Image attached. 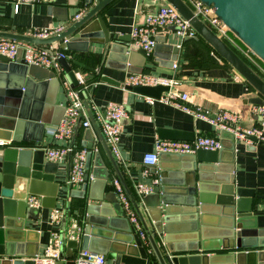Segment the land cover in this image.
Wrapping results in <instances>:
<instances>
[{
    "label": "water",
    "instance_id": "1",
    "mask_svg": "<svg viewBox=\"0 0 264 264\" xmlns=\"http://www.w3.org/2000/svg\"><path fill=\"white\" fill-rule=\"evenodd\" d=\"M111 1L97 0L81 17L54 36L35 38L25 34L0 31V38L40 46L61 42L58 47L61 51H87L90 43H100L108 45L109 57L114 56L118 59L121 64L119 70L127 69L129 73H143L145 62L152 61L159 67L155 69L156 72L172 75L173 65L177 60V47L172 45L163 47L164 42L158 39L150 55L142 49L131 46L127 35L109 32L98 13ZM165 1L175 7L188 21L196 36L204 39L220 58L256 90L259 95L249 102L264 104V79L199 19L184 0ZM200 1L210 6L228 29L264 62V0ZM82 2L90 5L92 0H82ZM162 48L170 52L167 61L162 60L165 57L157 53ZM22 56V48L18 49L14 60L0 54V140L11 142L7 146L0 145V264H35L33 257L38 255V243L34 242L24 247L23 242L17 239L19 236H16V231L23 233V230L29 229L22 221L25 218L34 219L31 217L33 208L26 206L28 195L40 197L41 206L45 208H54L58 196V183L53 182L57 163L45 161L42 149L48 145L45 140L48 126L58 124L64 112V107L55 106L53 94L60 85L62 86L63 80L70 87H78L79 79L76 72L82 75L86 70L97 74L96 69L81 61L66 59L63 56L57 57L62 70L58 72L52 69L53 71L46 73V69H38L44 67L23 63ZM72 65L77 67L76 72ZM100 80L120 84L104 74L100 75ZM124 87L157 99L162 92L170 89L168 85ZM79 96L84 100L82 90L79 91ZM84 104L88 108L85 101ZM52 110L57 113L59 111V114L51 116ZM158 133L163 139L193 140V132L189 131L160 128ZM98 135L106 146L101 132L98 131ZM227 136L230 145L225 141ZM86 139L87 143L84 147L88 151L85 169L88 170L87 162L93 142L90 138ZM234 139L232 132L223 129L221 146L216 150L198 149L194 154L164 152L158 155L159 160L168 159L170 167H163V164L159 166L158 191L144 194L141 198L152 225L151 230L144 229L152 248L147 264H264V249L260 248L261 244L245 245L241 242V238H251L258 233L257 229L246 222L249 218L260 214L253 209V198L259 195H255L254 189L236 187L232 176L226 180H221L218 176L209 180L203 177L204 164L233 163ZM249 139L257 142L253 137ZM31 143H38L41 148L33 149V145H29ZM96 155L98 163L101 164L99 153L95 152ZM111 160L114 168L117 169L112 157ZM97 169H94L91 176L88 172L84 174L80 190L71 188L67 190L70 197L85 200L77 210L78 213L74 215L80 235L78 240H67L65 249L60 250L61 255L68 258V261H56L55 264H74L72 257L79 249L105 256L109 252H114L117 254L115 264H119L123 252L115 249L112 243L136 245L127 218L116 212L113 201H108L103 196L91 195L97 178L95 175ZM100 169L104 171V175L100 178L106 182L108 173L104 167ZM87 200H96L99 203L94 204ZM207 204L216 206V211L212 213L223 214L232 224L234 245L222 244V248L208 249L198 241L202 238L201 233L198 232V225L204 226L203 220L209 213ZM121 218L125 219L127 227L118 228L114 225ZM63 222L62 220L61 228H64ZM187 233L189 235H185ZM185 238L190 239L188 246L183 244ZM174 242H181L177 243L181 246L170 245ZM221 249L225 252L214 254L208 252Z\"/></svg>",
    "mask_w": 264,
    "mask_h": 264
},
{
    "label": "crops",
    "instance_id": "2",
    "mask_svg": "<svg viewBox=\"0 0 264 264\" xmlns=\"http://www.w3.org/2000/svg\"><path fill=\"white\" fill-rule=\"evenodd\" d=\"M53 1L45 0L41 3L20 4L17 12H15V0H0V31L25 34L29 29L35 27H62L66 29L78 19L76 18L77 15L81 17L97 0H92L90 5L84 4L82 0ZM184 1L187 4L190 3V0ZM165 3H167L165 0H112L101 9L98 15L101 16L109 32L127 35L130 39L129 43H131L130 32L133 24L146 13L154 12ZM96 24L99 28L98 23ZM229 36L241 49H247L234 34L229 33ZM155 39H161L165 44L163 47H166V45L177 47L176 68L173 69L172 75H167L155 71L156 68H159L157 63L146 61L143 73L172 78L175 83L170 86L169 92L175 96L174 100L178 101L180 105L174 102H162L157 100V98H154L153 103H149L147 101L148 96L141 95L122 86L121 84H123L129 72L127 69H118L121 64L114 56H108V45L90 43L87 51H60L58 47L61 42H54L48 45L51 51L63 52L66 59H76L97 70V74L84 70L81 75L76 72L77 67L72 65L79 79V87L84 93L83 102L85 101L88 105L86 112L89 114V118L90 116L92 117L90 118L91 127L77 125L71 139L68 141L54 139L50 134L46 133L45 140L48 145L42 147V149L45 150L47 147L65 146L67 144L80 149L85 148L86 138L92 140L93 147L87 162L88 170L85 169V173L88 172L89 176H91L94 169L104 167L108 173V178L106 182L100 178L104 175V171L100 168L97 169L95 171L97 178L93 184L91 195L94 197L103 196L106 200L113 201L112 204L116 212L127 218L136 240L135 246L125 243H112L115 249L123 252L120 255L119 264H147L148 255L152 251L147 234L144 231V229L151 230V221L147 208L141 200L144 194L142 196L139 195L136 192L135 185L140 183L149 187V191L146 194L155 193L159 188V166L163 164V167H170L168 166L170 165L168 159H158L154 165H146L144 163V156L154 150L156 139H163L159 137L158 129L193 132V139L198 135L218 137L220 139L223 128L211 122L219 111L228 110L239 114L240 119L237 122V126L240 128L251 127L258 120V117L249 111L250 106L253 105L249 101L259 94L239 73L220 58L204 39L196 35L194 37L181 36L175 31L173 26L158 30ZM229 45L236 49L232 44L229 43ZM236 50L239 52L238 49ZM152 53L153 49L147 54L151 55ZM157 53L165 57L162 58L164 61H167L170 54L165 48H162ZM254 59L258 65L255 64L257 68L254 65L253 70L264 79V64H261V61L255 56ZM43 69H46V73L53 71L52 69ZM101 74L115 79L120 84L101 81ZM64 85L65 82L53 94L56 107L65 108L67 103ZM167 92H162L161 95H165ZM182 94H186V99L183 101L180 100ZM110 101L122 103L127 111V117L122 120L119 158L114 157L110 151H107V145L105 146L100 140L98 135V131L100 132L99 120L96 119V116L90 110V107L95 105L101 109V116H104L102 108ZM183 106L187 110L183 109ZM57 114H59V111L58 113L55 110L50 112L51 116H56ZM51 126L49 125L48 129ZM225 141L230 145L228 136ZM29 145H33V149L41 148L38 143ZM87 151L86 149V155ZM95 152L99 153L101 164L98 163ZM110 156L113 158L117 169L114 168ZM71 159V154H68L62 161H50L57 163V172L54 175L53 182L58 183V196L54 208H61L63 211L62 220L64 221L65 229L75 223L74 215L78 213L77 210L85 202L83 199L70 197L67 193L69 188L80 190L83 184L74 186H68L67 184ZM44 160L48 161L45 156ZM204 165L205 168H202L204 179H214V177L218 176L221 180H226L232 176L236 187L254 189L255 195H259L253 198V209L260 212V214L249 218L246 222V224L250 223L257 229L258 233L251 238H241V242L245 245L261 244L262 247L260 248L264 249V143L234 139L232 164ZM115 179L122 185L124 192L129 198L131 207L138 218L139 226L143 228V238L138 234L137 226L131 223L119 201L113 185ZM38 202L37 206L26 203L27 207L33 208L31 217L34 219L25 218L22 220L29 229L23 230V233L17 230L16 236H19L17 239L23 242L24 247L34 242L38 243V254L42 255L52 242L51 233L61 228L62 220L60 226L50 223L49 214L52 208L42 207L40 197H38ZM87 202L99 203L96 200H87ZM207 206L209 213L203 220L204 226L198 225V232L201 233L202 237L198 241L203 243L208 249L222 248V244L234 245L235 237L232 236V224L228 222L223 214L212 213L216 211V206L211 204H207ZM107 208L110 209V207ZM68 212L70 213L68 214ZM198 221L200 222L199 219ZM16 225L18 226L19 224L16 223ZM114 225L118 228L127 227L125 219L122 218ZM188 238L183 240L185 246L190 243ZM177 243L174 242L170 245L175 247ZM177 246L180 247L181 245L177 244ZM208 252L214 254L225 251L221 249ZM227 252L229 251L227 250ZM116 255L114 252H109L105 256L107 263L115 264Z\"/></svg>",
    "mask_w": 264,
    "mask_h": 264
},
{
    "label": "built area",
    "instance_id": "3",
    "mask_svg": "<svg viewBox=\"0 0 264 264\" xmlns=\"http://www.w3.org/2000/svg\"><path fill=\"white\" fill-rule=\"evenodd\" d=\"M45 0H15L14 11L17 12L18 5L20 4H34L41 3ZM190 7L194 14L207 24L214 33L222 40L232 44L241 54L246 57L253 65H258L255 62L254 54L247 48L241 49L229 36L228 27L215 15L210 6L203 4L200 0H190ZM79 15L76 16V18ZM168 26L175 27V31L181 36L194 37L196 32L190 27L187 20L177 11L172 5L165 3L159 6L154 12L146 13L140 20L136 21L131 29V46L144 50L150 53L156 43V33L158 30L165 29ZM63 30L62 27L57 28H31L25 35L35 38H48L57 35ZM23 49L22 61L27 65H37L47 69H53L60 72L62 69L57 62L58 56H64L63 52L51 51L48 46L33 45L27 42H20L0 38V54L5 55L10 60L16 58L18 49ZM61 51V50H60ZM55 54H51V53ZM256 58V56H255ZM258 58V57H257ZM254 59V60H253ZM176 64L173 65V69ZM65 82L64 88L67 97V103L64 108L63 115L58 124H54L47 130L54 139L70 140L74 129L77 125L82 127H91V120L89 114L86 112V107L83 99L79 96L81 88L70 87ZM62 82V83H63ZM175 81L172 78L162 77L154 74L146 73H129L124 81L123 86H155V85H168L172 86ZM175 96L169 91L165 95H161L157 100L166 103H176ZM186 94H182L180 100H185ZM154 98L147 97L149 103L154 102ZM183 109L187 110L183 106ZM91 113L99 120L101 136L104 139L109 151L116 158L120 157V138L122 131V120L127 117V111L122 103L108 102L103 108L104 116H101V109L92 105L90 107ZM250 113L258 117L257 123L248 128H240L237 122L240 119L239 114L228 110L219 111L211 120L215 125L230 131L234 134L235 139L252 142L249 137H253L257 142L264 143V104H253L249 109ZM10 141L0 140V145H10ZM220 139L218 137L198 135L192 141L186 140H169V139H156L154 143V150L145 154L144 163L146 165H154L158 161L160 153H185L194 154L198 149L216 150L220 148ZM68 154H71L70 173L67 179L69 186L79 185L83 183V176L85 173V156L86 149H77L73 145L67 144L65 146L47 147L44 150V156L48 161H62ZM115 191L118 195L126 215L129 217L131 223L137 226L138 234L143 238V228L139 226L138 218L133 211L129 198L124 192L122 185L117 179L113 181ZM136 192L139 195L148 193L149 187L137 183L135 185ZM29 205H38V197L31 195L26 199ZM63 211L61 208H52L49 214V221L53 225L60 226ZM78 226L74 223L68 229L60 228L51 233L52 242L46 248L42 255L33 257L35 264H55L56 261H68L61 255V248L65 247L67 240L79 239ZM74 264H108L105 255L94 253L89 250L79 249L72 257Z\"/></svg>",
    "mask_w": 264,
    "mask_h": 264
},
{
    "label": "trees",
    "instance_id": "4",
    "mask_svg": "<svg viewBox=\"0 0 264 264\" xmlns=\"http://www.w3.org/2000/svg\"><path fill=\"white\" fill-rule=\"evenodd\" d=\"M227 43V42H226ZM229 45V43H227ZM230 46V45H229ZM252 69H254V65L248 61L240 52H238L236 49H234L232 46H230ZM76 88H80L79 86Z\"/></svg>",
    "mask_w": 264,
    "mask_h": 264
},
{
    "label": "rangeland",
    "instance_id": "5",
    "mask_svg": "<svg viewBox=\"0 0 264 264\" xmlns=\"http://www.w3.org/2000/svg\"><path fill=\"white\" fill-rule=\"evenodd\" d=\"M229 31H230V30H229ZM230 33L234 34L232 31H230ZM234 35H235V34H234ZM238 40L241 41L239 38H238ZM242 44H243V43H242ZM243 45H244V44H243ZM257 59H259V60L261 61V64H262V63L264 64V62H263L259 57H258ZM252 64H253V63H252ZM37 68H38V67H37ZM255 68H257L256 65H255ZM38 69L40 70V69H43V68H38ZM64 226H65V225H64ZM64 226H63V227H64Z\"/></svg>",
    "mask_w": 264,
    "mask_h": 264
}]
</instances>
